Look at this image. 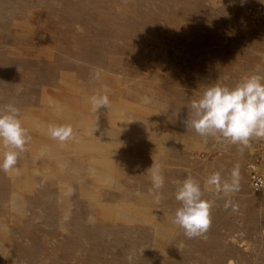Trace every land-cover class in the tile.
I'll return each mask as SVG.
<instances>
[{"label":"rangeland","instance_id":"1","mask_svg":"<svg viewBox=\"0 0 264 264\" xmlns=\"http://www.w3.org/2000/svg\"><path fill=\"white\" fill-rule=\"evenodd\" d=\"M256 5L0 0V106L18 107L32 138L0 170V264H264V196L246 170L260 140L241 153L184 123L207 86L264 75V20L246 19ZM104 87L111 108L93 112L88 98ZM49 124H71L73 138L51 139ZM154 160L159 202L148 195ZM236 168L229 197L205 185ZM189 175L211 204L208 232L193 239L171 223L172 181Z\"/></svg>","mask_w":264,"mask_h":264},{"label":"clouds","instance_id":"2","mask_svg":"<svg viewBox=\"0 0 264 264\" xmlns=\"http://www.w3.org/2000/svg\"><path fill=\"white\" fill-rule=\"evenodd\" d=\"M99 75L98 71L97 79ZM108 93L109 89L104 87L88 98L93 112L103 107L111 108ZM142 102L152 103L148 96L143 97ZM188 109L189 115L184 122L187 132L194 130L201 137H213L218 142L237 145L238 151L242 153L251 147L252 139L264 140V75L256 69L232 85L220 82L211 84L199 98L191 101ZM46 134L64 143L73 138L74 129L71 124H49ZM31 139L29 130L23 126L20 109L12 103L0 106V170L10 172L17 165L20 154L27 151L26 145ZM147 174L151 180L148 195L159 202L164 199L161 189L165 179L155 160L147 169ZM172 183L176 185L175 199L181 206L175 210L171 223L183 229L188 239L205 236L211 226V204L204 198L200 182L189 175L183 181L174 180ZM205 185L229 197L239 190L238 168L233 169L228 179L223 178L219 172L211 173ZM136 194L144 195L139 191ZM230 203L225 204L226 209ZM131 259L129 257V261Z\"/></svg>","mask_w":264,"mask_h":264},{"label":"built area","instance_id":"3","mask_svg":"<svg viewBox=\"0 0 264 264\" xmlns=\"http://www.w3.org/2000/svg\"><path fill=\"white\" fill-rule=\"evenodd\" d=\"M219 2L221 0H211ZM246 19L252 24H258L264 20V5H256L249 7L246 11ZM260 151L247 162L246 170L248 172V180L250 188L255 193L264 196V140H260Z\"/></svg>","mask_w":264,"mask_h":264},{"label":"bare ground","instance_id":"4","mask_svg":"<svg viewBox=\"0 0 264 264\" xmlns=\"http://www.w3.org/2000/svg\"><path fill=\"white\" fill-rule=\"evenodd\" d=\"M209 1H211V0H209ZM213 3H215V1H213ZM249 21V20H248ZM251 23V22H250ZM252 24V23H251ZM249 185H250V183H249ZM252 192L255 194V195H261V194H259V193H255L253 190H252Z\"/></svg>","mask_w":264,"mask_h":264}]
</instances>
